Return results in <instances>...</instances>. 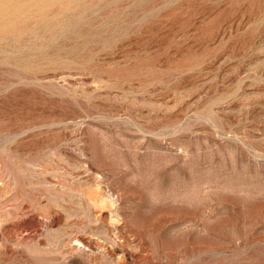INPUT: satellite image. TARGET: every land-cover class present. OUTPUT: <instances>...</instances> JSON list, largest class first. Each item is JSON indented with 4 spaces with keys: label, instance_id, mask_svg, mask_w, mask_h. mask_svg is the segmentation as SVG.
Returning a JSON list of instances; mask_svg holds the SVG:
<instances>
[{
    "label": "rangeland",
    "instance_id": "obj_1",
    "mask_svg": "<svg viewBox=\"0 0 264 264\" xmlns=\"http://www.w3.org/2000/svg\"><path fill=\"white\" fill-rule=\"evenodd\" d=\"M0 264H264V0H0Z\"/></svg>",
    "mask_w": 264,
    "mask_h": 264
}]
</instances>
